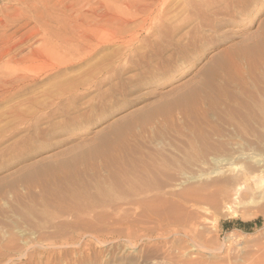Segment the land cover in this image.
<instances>
[{
    "label": "rangeland",
    "instance_id": "1",
    "mask_svg": "<svg viewBox=\"0 0 264 264\" xmlns=\"http://www.w3.org/2000/svg\"><path fill=\"white\" fill-rule=\"evenodd\" d=\"M167 2L0 0V54L17 44L20 72L39 80L20 99L49 101V91L79 86L59 100L60 108L34 111L39 118L24 121L17 135L7 119L0 120V244L16 247L8 264H264V107L259 113L241 106L248 96L264 106V64L251 73L250 95L234 85L242 82L245 60L232 64L233 95H224L218 110L153 113L191 88L213 56L264 40V0H253L242 15L234 12L237 17L221 15L229 21L221 31L232 37L207 49L195 65L146 82L155 69L146 73L135 64L162 34L151 31L145 41L148 31L140 30L129 46L110 42V35L142 27H123L116 17L148 8L155 16L164 9L160 27L186 23L173 40L187 44L195 36L200 45L202 35L184 20L182 0ZM89 36L95 51L87 55L79 49ZM130 46L139 47L137 55ZM53 64L62 68L52 70ZM215 83L225 86L222 79ZM9 105L0 106V114ZM130 123V175L116 179L117 172L97 158L99 169L83 175L84 200L73 211L70 206L61 215L53 206L58 197H46L26 181L40 167L101 145ZM43 199H49L47 211Z\"/></svg>",
    "mask_w": 264,
    "mask_h": 264
},
{
    "label": "bare ground",
    "instance_id": "2",
    "mask_svg": "<svg viewBox=\"0 0 264 264\" xmlns=\"http://www.w3.org/2000/svg\"><path fill=\"white\" fill-rule=\"evenodd\" d=\"M167 1L168 0H163V5L168 4ZM252 2L253 0H182L180 7L182 6L183 13H185V16L183 15L185 18L184 20H188V24L195 23L192 27V32H195V34L199 37L202 35L201 37L203 39L201 40L200 45L195 42L197 40V37L195 36L191 39L189 38L187 44L173 40V33H180L187 24L185 23L182 26H178L175 30H170L169 26H164L166 29H163L160 27V25L166 16V14H164V9L153 16V8L152 11L149 10L151 8H148L147 10L149 12L145 10L133 14L132 16L116 17L115 22L119 23L123 27H128V24L133 22H136L137 24L141 23L142 27H139L138 30H131L129 28L127 30L128 36L124 30H120L118 34L112 32L109 40L110 42H113L114 39H116V42L119 40V43L123 44L122 46H129L132 42L138 41V34L141 33L140 30H146V32L148 31L147 36L145 38L143 37L144 40L148 39V37L152 35L151 31H155L153 36H155L154 34H162L153 41L155 45L152 44L151 51L148 53H143L140 56L139 62L135 64L137 67L139 66L141 69H144L146 73L151 70V67L155 69V73L151 76H148L146 82L160 81L167 75L173 74L175 71H177V67L179 65H195L199 60L202 59L201 57L204 55L206 56L207 49L216 48L221 40L232 37L230 34L228 35L221 31L222 28L225 27L229 22L223 16L228 15L235 17L236 13L234 12L242 15V12H245V10H247V6H249ZM148 23L152 25L146 27ZM238 24L239 23L235 25ZM205 31L208 32L207 35H204ZM57 37L59 38V36ZM91 38L93 37L89 36V38H86L85 42H83L84 44H81L79 49L80 51L87 52V55L92 54L91 52L94 50L92 45L93 39ZM166 38L170 40L157 42ZM128 42L130 43L127 44ZM191 45L192 47L190 48ZM142 46L143 45L141 44L140 47ZM130 47H135L134 55H137L139 52V47ZM17 50L18 45L14 43L11 45V47H9L7 50H4L2 54H0V106L6 105L8 103L10 104L6 111L0 114V120L7 119L9 121L14 135L18 134L20 131V126L24 121L33 123V119L39 118L40 115L37 116L34 111L40 112L56 106L60 108V102L64 100H61L63 97L66 95L71 97V95L73 96L74 93L79 91V86L65 90L57 88V91L59 89L62 90V92L58 93L55 90L57 93L52 91L46 93V96L48 95V98H51L49 101L46 100L47 97L44 101H41L42 99L39 96L37 97H39L40 100L35 96H30L24 100L20 99L25 90L35 85L37 82H39V80L36 77L29 79L26 74L20 72L18 66L23 58L18 57L17 53H15ZM42 53L35 54V57L37 59H42L44 57ZM240 59L245 60L246 68L243 70L244 75L240 77L242 82H236L237 84L234 83V85L240 86L245 94L250 95L251 84L249 78L251 73L259 65L264 64V40L254 45H238L235 46V48H229L225 52L213 56L205 64L206 67L201 72V78L196 81L191 88L183 91L176 98L169 101L168 104L164 105L153 113L156 114L161 112L170 114V112H172L174 109H178L182 111L183 114L189 116L198 113L200 109H203V111L218 110L223 100L222 97L224 95L227 97H231L233 95L228 91L229 87H232L231 82L235 81L233 77L230 78V68L232 67V64H238ZM59 66V64H53L52 70H60L62 66ZM109 72L111 71L109 70ZM116 74L117 72L114 73V75ZM221 79L225 85H222L223 87L215 83L216 80ZM137 87H141L140 83L136 84L135 88ZM241 104L242 107L254 106L257 111L262 110L264 107L258 102L254 105L249 96L248 98H245ZM259 113H261V111H259ZM140 121H146V117L141 118ZM131 126L132 124L130 123L123 127L117 128L114 130L113 136L103 138L101 145H97L81 154L74 155L60 162L47 164L40 167L36 171L30 173L26 177V181L34 187H39L41 191L47 194L46 197H48V195L50 197H58L54 203L55 205L53 206H56L58 213L61 215L67 213L70 210L73 211L72 208L75 209L77 206H79L81 201L84 200H81V198L85 195V193L83 194V190L85 191L87 188V183L82 182L83 175L85 174V178L87 172L93 173L99 169V166L97 165V158H100L103 162L102 164H104L111 171L117 172V174H115L116 179H120L122 176H126L127 178V176L130 175V169L127 168L129 164L128 159L130 158L129 156L135 154L132 153L133 149L131 146L127 145L128 142L126 143V140H129ZM133 145H135V143ZM129 153L130 155H128ZM121 182L123 181H120L119 183ZM115 184L117 185V183ZM99 187L101 188V186ZM108 189L109 188H107V190H103V192L108 191ZM58 192L61 194L58 195ZM190 194L191 192L188 195ZM197 198L198 196L196 198L194 197L193 200L196 199V201H198ZM43 202H45L44 211H47L49 199H46V201L44 200ZM70 206L71 209L68 210ZM28 213H35V211L34 209L31 210L30 208ZM15 249L16 247L13 246V244H0V264L10 263L13 257L12 252Z\"/></svg>",
    "mask_w": 264,
    "mask_h": 264
},
{
    "label": "trees",
    "instance_id": "3",
    "mask_svg": "<svg viewBox=\"0 0 264 264\" xmlns=\"http://www.w3.org/2000/svg\"><path fill=\"white\" fill-rule=\"evenodd\" d=\"M240 224V222H238Z\"/></svg>",
    "mask_w": 264,
    "mask_h": 264
}]
</instances>
